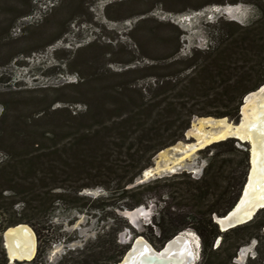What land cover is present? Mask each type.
Masks as SVG:
<instances>
[{
    "label": "trees",
    "instance_id": "16d2710c",
    "mask_svg": "<svg viewBox=\"0 0 264 264\" xmlns=\"http://www.w3.org/2000/svg\"><path fill=\"white\" fill-rule=\"evenodd\" d=\"M238 2L251 4L256 16L246 22L219 19L210 24L206 45L186 54L179 49L169 53L171 37L152 29L145 38L164 47L162 53L144 61L148 55L140 53L147 39L138 40L135 51L141 61L131 60L121 69L105 60L110 52L94 50L97 39L79 47L78 52H91L90 59L73 62L81 75L65 86L77 91L72 103L82 102V108L28 110L26 104L13 106L24 90L0 92L7 108L0 117V139L9 138L15 146L0 161V232L18 223L34 228L40 244L31 264H47L38 226H46L58 205H88L116 221L63 259L64 264L118 262L128 244L119 242L117 234L132 224L114 209L146 204L152 192L167 185L172 189L168 200L159 204L154 217L164 238L196 229L203 243V259L196 264H240L234 261L238 251L256 239L257 253L245 264H264V207L252 220L224 231L213 219L225 215L240 196L250 168L247 142L228 137L200 149L208 162L199 177L183 172L171 182L157 179L127 187L160 150L185 139L195 116H227L238 122L244 97L264 84V0H205L198 7ZM151 69L158 72L148 73ZM10 112L13 120L6 124ZM97 186L109 194L91 199L80 193ZM56 187L63 190L54 192ZM0 264H10L4 246Z\"/></svg>",
    "mask_w": 264,
    "mask_h": 264
},
{
    "label": "rangeland",
    "instance_id": "374dc122",
    "mask_svg": "<svg viewBox=\"0 0 264 264\" xmlns=\"http://www.w3.org/2000/svg\"><path fill=\"white\" fill-rule=\"evenodd\" d=\"M203 2L205 0H0V92L24 90L13 106L22 108L26 104L30 106L28 110L61 105L79 109L84 103H72L78 99L77 91L65 85L76 81L81 75L79 67L73 65V62L77 59L79 62L90 59L91 52L77 51L89 41L97 39L99 46L94 47V50L110 52L105 60L113 68L121 69L126 62L141 61L137 58L139 52L135 51L138 40L143 42L147 39L146 50L140 53L142 57L148 55L144 57V61L149 62V56L155 57L162 53L164 47L155 46L152 39L145 38L148 29L171 37L172 43H168L169 53L179 49L181 54H186L194 46L206 45L210 37V24L221 18L246 22L257 14V10L246 2L209 3L198 7ZM177 35H180L179 39L176 38ZM155 72L158 70H148V73ZM3 99V95H0V117L7 111ZM12 113L14 112H10L6 124L12 122ZM198 122L199 119L195 120L193 126L186 131L189 136H194L192 132L197 134ZM214 123L209 120L207 125L210 127ZM178 142L187 146L194 143V138L185 137ZM13 147L15 146L9 138L0 139V161L12 154ZM176 147L172 150H178V146ZM248 147L250 150L249 144ZM172 150L168 148L175 157H179ZM186 160L193 162L196 172L182 169L154 175L146 182L157 179L171 182V178L183 172L199 177L208 162L200 150ZM9 185L3 184L5 187H10ZM62 190L63 187H56L54 192ZM171 190L167 185L161 191L152 192V198L145 204L149 208L148 215L143 216L132 228L120 231L117 234L118 241L128 244L121 238V234L131 233L133 236L142 235L156 248H162L169 238H164L155 226L154 217L159 204L168 200ZM9 192L10 190L7 191ZM80 193L91 199L109 194L101 186L86 187ZM58 206L46 226H43L45 223L38 226L47 264H64L63 259L80 252L99 232L116 223L114 217L104 219L100 210L91 209L88 205L83 208ZM120 209H114L115 213L121 215ZM183 230H189L200 240L197 262H201L203 243L199 233L193 227ZM3 232H0V247H5ZM217 245L215 243V247ZM256 245L257 240L253 239L242 246L234 261L245 264L249 256L256 255ZM9 262L31 264V261L26 260L10 259Z\"/></svg>",
    "mask_w": 264,
    "mask_h": 264
},
{
    "label": "water",
    "instance_id": "95a60500",
    "mask_svg": "<svg viewBox=\"0 0 264 264\" xmlns=\"http://www.w3.org/2000/svg\"><path fill=\"white\" fill-rule=\"evenodd\" d=\"M263 86H264V84L261 85L258 89L254 90V91L259 90ZM250 93H248L244 97L243 104L246 102V97ZM243 104H242V106H243ZM242 106L240 109L241 116H240V119L238 122H234L233 120H231L227 116H224V117L202 116V117H207V118H210L211 120L226 118L227 121L236 125V124L240 123L243 119ZM197 118H200V116L194 117V119L191 122L190 128L193 126V122ZM189 137L194 138V142H196V140H197L196 137L195 136H189V134L186 132V138H189ZM235 138H237L241 142L249 143L248 140L243 141L238 137H235ZM213 142H215V141H213ZM213 142H211V143H213ZM173 146L174 145L169 146L171 148V150L173 149ZM206 146H204V147H206ZM204 147L197 149V151L204 148ZM188 149L189 148H186V150H188ZM186 150L183 149V150H176V151L172 150V151L175 155L181 156L182 154H184V152ZM157 160H158V153L154 157L153 165L146 168L145 170H143V172L139 176H137L135 178V180L128 185V187H132V186L138 185L140 183L146 182L149 178H151L154 175H161L164 173H172L169 170L165 171L163 173L156 172L154 169L157 165ZM182 169L190 170L191 172H196L194 164L190 160H186L185 165L179 166L177 170H182ZM251 171H252V159H251V151H250V168H249L247 178H246V181L243 185V188L241 190L239 198L237 199L235 204L231 207V209H229V211H227V213L225 215L220 216V215L215 214L213 216L214 221L219 225V228L222 231L252 220L254 218V216L257 214V212L261 208L264 207V197H261V199L258 203L254 204V206H252L251 209H248V211L246 212V214L244 215L243 218H240V219L239 218H230L229 222H227V226L224 228L222 227L221 219H225V218L229 217L230 214L234 210H236L238 208V206L240 205V203L242 202V199L245 195L246 187H247L249 180H250ZM138 209H143L146 211L143 213L142 212L140 213V212H137ZM119 213L121 215L127 217L132 225H135V224H138L140 219L144 218L143 216L148 215L149 208L145 204H141V205H139L133 209H128V208L120 209ZM18 225L23 226L21 233L29 241L32 240L31 232L34 234L35 244L33 245L32 243H30L28 246L22 247V245H21L23 243L22 240L18 241L17 238H15V244L18 246L19 250L21 252L29 255L30 257L24 258V259L15 258L14 260H26V261L32 260L36 256L37 250H38L37 234H36L34 228L28 223H18L16 225H13L10 227H15ZM10 227H7L3 232V241H4V245H5V248H6V251H7L9 258H10V255H9V249H8V246L6 243V239H7L6 231ZM121 238L126 243H128V248H127L126 252L124 253V255L122 256V258L118 262H114L112 264H120V263H122V264H196L198 257H199L198 246L201 244V242L189 230H183V231H180V232L174 234L165 242L164 246L160 249L156 248L148 239H146L142 235L133 236L131 233H126V234H121ZM221 239H222V237L219 236L216 240V244H219L221 242ZM14 260H12V261H14Z\"/></svg>",
    "mask_w": 264,
    "mask_h": 264
},
{
    "label": "bare ground",
    "instance_id": "6f19581e",
    "mask_svg": "<svg viewBox=\"0 0 264 264\" xmlns=\"http://www.w3.org/2000/svg\"><path fill=\"white\" fill-rule=\"evenodd\" d=\"M242 109L243 119L236 125L227 121L226 118H221L213 120L215 123L209 127L207 123L211 120L210 118H197L196 120L199 119L196 125L198 128L197 134L191 133L196 137V142L188 144L187 146L185 143L182 145V142H178L173 146L175 148L178 146V150H186V148H190V150H186L185 155L179 157H175L171 151L169 152V147L160 151V159L155 168V171L158 173H162L165 170H175L176 167L183 165V160L190 157L193 151L213 141L231 136L238 137L243 141L250 138L252 143V171L250 180L238 208L229 217L221 219L223 228L227 226L230 218H243L248 209H251L254 204L260 201L261 197H264V86L257 91L251 92L246 97V102L243 104ZM22 228V225H18L10 227L6 231V243L9 249V255L13 260L15 258L24 259L30 257L19 250L15 244V238L18 241L22 240V247L28 246L30 243L35 244L34 234L31 232L32 240L29 241L21 233Z\"/></svg>",
    "mask_w": 264,
    "mask_h": 264
},
{
    "label": "flooded vegetation",
    "instance_id": "af4514ba",
    "mask_svg": "<svg viewBox=\"0 0 264 264\" xmlns=\"http://www.w3.org/2000/svg\"><path fill=\"white\" fill-rule=\"evenodd\" d=\"M227 138H228V137H227ZM225 139H226V138H225ZM221 140H222V139H221ZM247 140L249 141V143H248V144L250 145V151H252V149H251V147H252L251 139H250V138H248ZM209 144H210V143H209ZM207 145H208V144H207ZM205 146H206V145H205ZM203 147H204V146H203ZM200 148H201V147H200ZM198 149H199V148H198ZM188 150H190V148H189ZM196 151H197V150L193 151V152H192V154H193V153H195ZM189 152H190V151H189ZM192 154H191V155H192ZM183 155H185V152H184V154H183ZM187 158H188V157H187ZM187 158H186V159H187ZM186 159H185V160H183V165H182V166H184V165H185V161H186ZM178 167H179V166H178ZM178 167H176V169H175V170H172V171H170V170H169V171H170V172H175V171H177ZM165 171H168V170H165ZM165 171H163V172H165ZM163 172H162V173H163ZM145 211H146V210H143V209H138V212H140V213H141V212L143 213V212H145ZM7 255H8V254H7ZM8 257H9V256H8ZM10 259H11V257H10ZM10 259H9V260H10ZM11 260H13V259H11ZM10 264H12V262H10Z\"/></svg>",
    "mask_w": 264,
    "mask_h": 264
}]
</instances>
